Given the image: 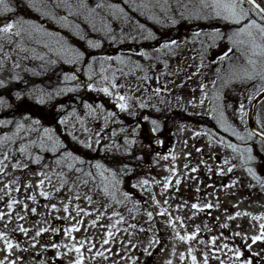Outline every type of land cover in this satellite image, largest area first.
<instances>
[{"label":"rangeland","instance_id":"rangeland-1","mask_svg":"<svg viewBox=\"0 0 264 264\" xmlns=\"http://www.w3.org/2000/svg\"><path fill=\"white\" fill-rule=\"evenodd\" d=\"M71 1L66 20L57 13L48 16L43 0H15L11 12L0 14L17 24L12 34L0 33V262L57 264L54 261L65 259L69 264L70 251L81 247L94 250L90 264H125L137 260L141 247V262L186 264L193 255L199 261L204 259L201 252L191 253V246H207L219 248L226 262L253 260L264 264V240L252 241L253 236L261 235L264 224V144L248 135L246 125L249 106L264 82L241 79L244 69L252 68L248 59L259 57L252 56L247 44L237 45L229 39L235 40L233 33L239 26L225 30L231 24L222 19L190 18L197 11L198 0H154L151 7L155 11H144L143 16L138 13L140 19L147 16L152 21L161 18L167 22L170 8L177 6V20L220 23L222 43L237 49L230 54L232 71L227 64L220 71H211L212 75L219 74L217 79L208 75L211 64H206L202 74L209 88L216 86L214 98L204 100L200 86L195 83L192 88L189 82L188 91L195 90L192 100L200 103L176 115L181 122L163 124L158 122L159 109L141 106V90H134L141 86V80L138 83L124 71L121 75L111 71L107 45L100 46L104 48L101 51L98 46L99 55L92 57L97 61L95 73H83L86 85L71 78L64 82L70 94L63 89L57 64L46 59V53L60 54L56 41H63L58 39L62 35L45 28L43 21L63 22L64 30L72 33V23L92 24L97 14V10L89 12L86 0L83 2L88 8L79 7L81 0ZM257 1L264 6V0ZM93 2L103 5L98 8L103 30L110 3ZM130 7L132 11L142 10L136 0ZM166 7L167 13L163 11ZM73 9L76 15L69 14L75 13ZM252 18L264 23L255 13ZM119 60L123 64L124 59ZM235 76L237 86L232 84ZM105 87L110 94L101 90ZM121 96L125 99L120 100ZM183 97L186 102L191 96ZM148 98L153 97L146 93L145 101ZM39 99L44 103H38ZM121 103L127 106L124 110ZM221 112L244 140L224 131ZM160 114L166 117L165 122L171 117ZM254 123L264 127V98L255 107ZM46 128L57 145L48 140ZM248 148L252 149V160H248ZM97 162L114 170L115 180L109 171L105 173L108 181H102L95 168ZM133 167H140L135 176ZM249 168L259 179L249 173ZM60 221H65L67 234H59ZM67 236L70 251L59 247Z\"/></svg>","mask_w":264,"mask_h":264},{"label":"flooded vegetation","instance_id":"flooded-vegetation-1","mask_svg":"<svg viewBox=\"0 0 264 264\" xmlns=\"http://www.w3.org/2000/svg\"><path fill=\"white\" fill-rule=\"evenodd\" d=\"M13 1L8 0L9 6H11ZM86 1L90 4L91 9H95L94 12L97 10V14L92 18V24H87L84 21H79V23L74 22L72 23L74 31L71 33L64 30L63 22L50 23L47 22L48 20L43 21L45 28L59 31L62 37L58 36V39H63V41L64 39L66 40L65 42L58 40L60 41V44L57 45L58 49L60 50L59 55L50 53L49 51H47L49 52L48 54L46 53V59H49V61L57 64L59 79L63 83L70 82L71 78L75 77V79H79L78 81L81 85H86L85 79L83 78V73H95L97 61L92 59V57L99 55V51L104 50V48L101 49L102 47L100 46L107 45L108 50H106V53L107 56H109V67L111 68V71H118V75H121L120 72L124 71V75L126 77H130L133 80H136L138 83L141 80V86L134 88V90H141V100H144V102L141 101V106L148 109H159L160 112L158 116V122L163 124H171L178 123L181 120L177 116L179 114L183 115L181 112L182 110L193 108L194 104L197 105L200 103L199 101L192 100L195 96V90L192 89L191 93L188 91L186 86L189 82L192 88L194 87L195 83L200 86L199 91H202L201 97L204 100L207 99L209 101L211 98H214L213 89H216V86L214 88H209L208 85H206V76L204 77L202 74L205 70H207V63L211 64L208 68V75H212L211 71L224 68L226 64L227 66L229 65L228 70L232 71L231 68H233V65L231 64L230 54L237 49H231L232 44L229 47H225V44L222 43L223 35L220 31V23H194L193 21H185L183 20L184 18L177 20V6L170 8V19L168 18L169 21L167 22H162L161 18L160 20L152 21L147 16H145L144 19H140L138 15L141 14V16H143L144 11L147 13H152L151 10L155 11L151 7V4L154 0H152V2H150V0H147L148 2L146 0H136L138 8L142 9L141 11L131 10L130 2L133 0H108L110 5H114L116 7H107V12L104 14L106 16L105 25H107L106 27H103L102 30V27H99L100 24L98 23V8H96L97 4L93 2L94 0ZM71 2L72 1L70 0V3ZM173 2H171L170 6L173 5ZM58 3L59 0H43L42 5L46 8V14H48V16L51 13H57L65 17L66 7L63 4L57 7ZM141 5H143V7H141ZM120 8L123 9V12L119 11ZM73 10L74 12L76 11V9ZM168 10L169 8L166 7L163 11L167 13ZM188 12H190V9ZM126 15H130L133 18H127ZM1 16L6 15H0V26H4L5 23H10V17L8 18V16ZM137 21H141V23L135 26L131 25ZM109 22L111 24H109ZM226 26L227 28L225 30L235 29L234 25L232 24H228ZM99 29L101 31H99L98 34L97 32ZM149 33L152 34L151 37L149 36ZM194 35L196 37H194ZM89 41H92L93 44L98 45L100 50L99 47L91 46ZM173 41H175V43H173ZM61 45H64L65 49L71 48L75 52L82 53V56L77 60L74 58L72 53H68L66 51L63 53L60 47ZM165 45L168 46L165 47ZM30 46L31 45H29V47ZM228 48L230 49L228 50ZM201 56H205V59L200 58ZM120 57L124 59L125 63L123 62V64H120ZM70 59H73L75 64L71 63ZM172 61L175 64H171L173 63ZM235 66L237 69H239L240 61H237ZM236 71L237 70H235V72ZM212 76H214L215 79L219 78L218 73ZM199 77L203 79L202 82ZM221 80L219 79V82L221 81L220 84H223L224 81L223 79ZM236 80H238V78L235 76L233 79L234 83H232L233 85L235 84V86H237ZM214 82L215 80L213 81V85L215 84ZM164 83L166 85H163ZM70 84H72V82L69 83V85ZM153 84L154 87L151 88ZM61 85L63 86V89L67 91L68 94H70L71 91L68 85L66 83ZM180 85L185 87H181ZM209 89H212L211 92ZM146 93L148 97L153 98H148V101H145ZM183 94L190 95V100L186 102L182 101L183 99H186L183 97ZM174 100L178 102V104H176ZM175 110H178V112H175ZM160 113H166L171 117H168L165 122L164 119H166V117H163ZM139 168L140 167H133L134 176L136 173H139ZM136 169L137 171H135ZM155 226L158 227L156 224ZM65 227V221H60V229L58 231L60 235L61 233L65 232L67 234L69 232L65 230ZM69 237L72 236L69 235ZM69 237L66 242H63L62 245H59V247L63 248V250L66 249L70 251V248L68 247L71 239ZM204 237L207 239L206 234ZM107 244L109 246L108 240ZM78 248L80 249L79 252L76 250L73 252L70 251L72 256L70 257L69 264H76V261L80 257L83 258L82 264H90L89 261L92 258L89 259V257L90 254H94V250L91 249V251H87L86 248L83 250H81V247ZM189 249L191 250V253L198 254L201 252L204 255V259L201 261H199L197 259L198 257L196 256V264H205V261H207V264H242V262L236 263L234 261H224L223 257L225 256L224 254L222 256V252L219 248L191 246ZM47 253L50 256L52 254L49 250ZM137 254V260H130L125 264H134L136 261V264H150V262L146 260L141 262V247H139ZM193 257H195V255H193L186 264H193ZM253 257L256 260V255H253ZM144 258L146 259V257ZM250 259H252V255ZM250 261L251 264H255L253 260ZM54 263L66 264V261L65 259H59L58 261H54ZM243 264H248V262H244Z\"/></svg>","mask_w":264,"mask_h":264},{"label":"snow or ice","instance_id":"snow-or-ice-1","mask_svg":"<svg viewBox=\"0 0 264 264\" xmlns=\"http://www.w3.org/2000/svg\"><path fill=\"white\" fill-rule=\"evenodd\" d=\"M61 4H63L69 10L72 8V4L70 3V0H59L57 7L61 6ZM245 5H248V7H245ZM79 7L88 8V5L84 3L83 0H81V4L79 5ZM101 7H103L102 4L96 5V8H101ZM109 7H116V6L109 5ZM185 7H187V5H185ZM12 10L13 9L9 6L8 0H0V14L11 12ZM37 10L40 9L38 8ZM88 10L89 12L95 11V9H90V8ZM119 11L123 12V9L120 8ZM253 13L259 16L261 21H264V6H261V4L257 2V0H198L197 11L194 12L190 18H194V19L217 18V19H222L227 23L239 26L235 29L233 33L235 40H233V37H229V39L232 40V42L237 45L247 44L252 56L259 57V60H255L251 58L248 59L247 63L249 65H252V68L251 70L244 69L243 76L241 77V79L248 81H255L258 79L261 82H264V23L258 22L257 19H253L252 18ZM69 14L75 15L77 13H73L70 11ZM61 19L66 20L67 18L61 17ZM14 27H16L15 23H5L3 27H0V33L12 34V30ZM37 31H40V29H37ZM14 34L19 36L20 32L16 31ZM46 34L49 36L53 35L52 33H46ZM151 35L152 34L149 33L150 37ZM242 37H246L247 40L242 39ZM56 43L60 44V41H56ZM173 43H175V41H173ZM89 44L93 47H98V45L93 44L92 41H89ZM167 46L168 45H165V47ZM60 47L62 51L72 53L74 55V58L77 60L82 56V53L75 52L71 48L65 49L64 45H61ZM72 78L75 79V77ZM101 90L106 94H110L109 89L106 87ZM261 90L264 91V89ZM119 99L124 100L125 98L121 96L119 97ZM38 103L41 104L44 103L43 99H39ZM126 107L127 106L125 104L123 103L120 104L121 110H124ZM213 111L215 112L216 109L214 108ZM240 112L242 117L244 115L242 104L240 106ZM36 123H39V121H36ZM61 123H63V121H61ZM220 124L221 127L224 129V131L226 132L231 131L232 134L237 137V139L239 140L245 139L244 136H241L239 132H237L234 128H232L231 125L227 123V121L224 118L223 112L220 113ZM44 132L47 135L48 140L52 141L54 145H57L59 143L49 134L51 132L50 129L46 128L44 129ZM248 135L252 136L253 133L249 132ZM227 146L232 148L234 151L237 150L236 146L233 144H228ZM21 150L23 151V149ZM53 150H55V148ZM246 151L249 153L248 160H252L253 159V157L251 156L252 149L248 148L246 149ZM67 155L71 156V153H67ZM81 163H83V161H81ZM69 167H71V165H69ZM95 168L98 170V175L100 176L102 181L105 182L108 181V176H106L105 173L109 171H111L112 178L113 180H115L116 172L114 170H110L109 168H106L103 164L99 162L95 164ZM229 171H231V169H229ZM248 171L249 173L253 174L254 178L259 179V177L255 176V173L251 168H249ZM88 175L91 176L92 173L89 172ZM144 183H147V181H144ZM261 186L264 187V182H261ZM104 191L105 192L108 191L107 185H105ZM42 195H44V193H42ZM9 207H11V205H9ZM193 207L195 208L197 207V205H193ZM149 216H151V213H149ZM260 228H261V235L253 236L252 237L253 243L264 240V224H262ZM77 230L78 229H71L70 231H77ZM37 235H39V233H37ZM181 239H184V237H181ZM8 248L11 249L12 245L8 244ZM75 250L77 252L80 251L79 248H76ZM237 255L239 256L240 253L238 252ZM82 260L83 258L80 257L76 261V264H82ZM0 264H2V262H0ZM193 264H196L195 257H193ZM205 264H207V261H205ZM248 264H251V261H248Z\"/></svg>","mask_w":264,"mask_h":264},{"label":"water","instance_id":"water-1","mask_svg":"<svg viewBox=\"0 0 264 264\" xmlns=\"http://www.w3.org/2000/svg\"><path fill=\"white\" fill-rule=\"evenodd\" d=\"M263 98H264V91L260 90L255 95L254 99L252 100V102H251V104L249 106L248 113H247L246 125H247V128H248L249 132H252L253 136L259 138L264 144V132L259 130L256 127L255 123H254V110H255V107Z\"/></svg>","mask_w":264,"mask_h":264},{"label":"trees","instance_id":"trees-1","mask_svg":"<svg viewBox=\"0 0 264 264\" xmlns=\"http://www.w3.org/2000/svg\"><path fill=\"white\" fill-rule=\"evenodd\" d=\"M256 125H257V124H256ZM257 127H258L259 130H261V131L264 132V127H259L258 125H257Z\"/></svg>","mask_w":264,"mask_h":264}]
</instances>
